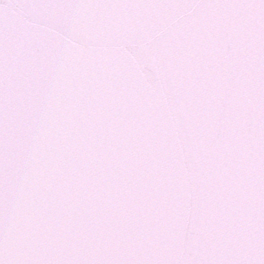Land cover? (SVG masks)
<instances>
[{
    "label": "snow or ice",
    "instance_id": "obj_1",
    "mask_svg": "<svg viewBox=\"0 0 264 264\" xmlns=\"http://www.w3.org/2000/svg\"><path fill=\"white\" fill-rule=\"evenodd\" d=\"M0 264H264V0H0Z\"/></svg>",
    "mask_w": 264,
    "mask_h": 264
}]
</instances>
